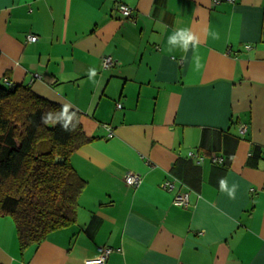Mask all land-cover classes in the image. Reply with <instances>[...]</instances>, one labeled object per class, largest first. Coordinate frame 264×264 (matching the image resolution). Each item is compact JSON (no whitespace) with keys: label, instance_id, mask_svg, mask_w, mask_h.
<instances>
[{"label":"crops","instance_id":"crops-1","mask_svg":"<svg viewBox=\"0 0 264 264\" xmlns=\"http://www.w3.org/2000/svg\"><path fill=\"white\" fill-rule=\"evenodd\" d=\"M185 27L199 69L191 46L168 45ZM8 80L78 110L91 139L71 155L76 220L22 249L0 215V264H264V0H0Z\"/></svg>","mask_w":264,"mask_h":264},{"label":"trees","instance_id":"trees-1","mask_svg":"<svg viewBox=\"0 0 264 264\" xmlns=\"http://www.w3.org/2000/svg\"><path fill=\"white\" fill-rule=\"evenodd\" d=\"M62 106L28 84H0V215L14 217L22 249L73 223L86 186L71 155L91 137L74 108V130L62 129Z\"/></svg>","mask_w":264,"mask_h":264},{"label":"clouds","instance_id":"clouds-1","mask_svg":"<svg viewBox=\"0 0 264 264\" xmlns=\"http://www.w3.org/2000/svg\"><path fill=\"white\" fill-rule=\"evenodd\" d=\"M209 35L212 36L213 39H218L219 36L215 32H210ZM200 44L199 37L192 32L189 28H176L172 34L169 35L168 37V45L176 46L178 45L180 49L184 52L187 53L189 47L191 46L194 52L193 60L195 62V68L199 69L201 67V64L199 62V57L195 55L196 50ZM169 52H172L171 48H168ZM96 76L95 71H89V79L93 80V83H95L94 77ZM74 113L70 114L69 113V106L68 105H63L62 109L60 111V117L63 119L64 123L62 126V129L64 131H72L75 128V125L73 128H68V124L71 123L73 119ZM45 123L48 122H53L55 123L56 120L52 118V113H49L47 117H42ZM221 191H226L229 195L230 198H235V189L236 185H233L231 188L227 186L225 183H221Z\"/></svg>","mask_w":264,"mask_h":264},{"label":"built area","instance_id":"built-area-1","mask_svg":"<svg viewBox=\"0 0 264 264\" xmlns=\"http://www.w3.org/2000/svg\"><path fill=\"white\" fill-rule=\"evenodd\" d=\"M120 10L122 11V13H124L125 15L129 16L132 13V8L130 6H128L127 4H121L120 5ZM38 39V36L36 34H29L28 35V40L31 41H35ZM115 64V59L112 55H106L103 57L102 59V65L104 68H109L110 66ZM9 84V86H13V83L11 81L8 80L7 82ZM118 106H121V103L118 104ZM243 129H245V126L242 127ZM109 136H113V132H109ZM190 155L192 157H194L197 161V163H201L204 159V157L200 154H198V152L196 151H191ZM223 157L222 156H218L217 154H214L212 157V161L213 162H222L223 161ZM125 181L133 186H138L141 181H142V175L137 173V172H133V171H129L126 173L125 175ZM164 187L171 190L175 187V182L174 180L168 179L164 182ZM174 201L176 204L179 205H188L190 202V193L187 191H179L176 193L175 197H174ZM113 248L110 246H103L100 248V255L101 258H107L111 252H112Z\"/></svg>","mask_w":264,"mask_h":264},{"label":"water","instance_id":"water-1","mask_svg":"<svg viewBox=\"0 0 264 264\" xmlns=\"http://www.w3.org/2000/svg\"><path fill=\"white\" fill-rule=\"evenodd\" d=\"M64 158H59L57 161H62Z\"/></svg>","mask_w":264,"mask_h":264}]
</instances>
